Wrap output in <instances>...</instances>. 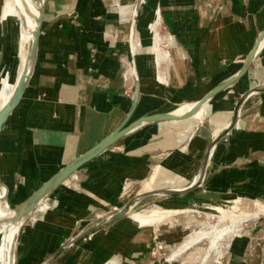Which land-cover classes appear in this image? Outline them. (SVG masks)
<instances>
[{"label":"crops","instance_id":"obj_1","mask_svg":"<svg viewBox=\"0 0 264 264\" xmlns=\"http://www.w3.org/2000/svg\"><path fill=\"white\" fill-rule=\"evenodd\" d=\"M135 4L137 0H44L32 77L0 129L1 210L5 204H25L117 129L203 99L242 69L264 34V0H145L134 18ZM155 33L161 57L157 63L152 58ZM0 42L1 88L15 34L12 46ZM130 69L138 79L133 112V97H127L123 89V73ZM258 86H264V46L242 76L194 116L144 123L85 161L50 192L42 213L25 218L20 225L17 264H45L68 239L121 210L139 191L188 187L205 162L212 138L232 120L240 97ZM254 114L264 132V92L242 104L235 126L216 143L194 188L145 197L129 212L144 200L158 197L168 199L162 201L164 210L187 209L202 197L215 203L251 197L264 205V146L258 141L246 142L237 157L213 168L224 139L231 140L235 127L254 128L249 121ZM203 150L204 157L194 169ZM228 170L240 171V188L226 174L221 181L215 178ZM250 170L263 176L254 195L245 187ZM170 177L190 182L183 187H152ZM207 181H212L210 191H199ZM153 226H138L127 214L77 239L51 264H154L149 255ZM159 235L160 242H165L160 230ZM183 236L181 232L177 238ZM238 243L231 244L227 256L231 264L246 263Z\"/></svg>","mask_w":264,"mask_h":264},{"label":"rangeland","instance_id":"obj_2","mask_svg":"<svg viewBox=\"0 0 264 264\" xmlns=\"http://www.w3.org/2000/svg\"><path fill=\"white\" fill-rule=\"evenodd\" d=\"M144 2L145 0L143 2H140V5L138 6V11L141 10V6L144 4ZM3 5H4V0H0V12L2 10ZM15 29H16L15 21L11 19H5L4 21H1L0 41L3 40L4 44H9V46H12L14 43V34L16 38ZM9 55L11 57V52L9 53ZM9 58L5 62L7 64V68L9 66V60H10ZM6 70H5V77H6ZM236 97L238 96H235V98L233 99V104L236 101ZM253 103H256V101L255 102L253 101ZM195 119H197V117ZM256 120H257L256 114H254L252 117L249 118L250 124L251 125L254 124V128H252L253 126L250 127L251 129L247 128L246 126L245 129L240 127H235L234 132L232 131L233 136L231 140L224 139L226 144L224 145L221 144L219 146L218 149L219 154H217V156L214 158L213 168L217 169V167L218 168L221 167L222 165L221 163L227 164L228 160L237 157L241 153V150L244 147V145H246V142L248 141L249 143L253 141L257 143L258 141L260 145L264 146L263 127L262 128L260 126L257 127L259 123ZM203 157H204V150L203 152H201L199 158L197 159L198 163L194 167V169L198 168L199 163L202 161ZM216 158L218 159L222 158L223 160L219 161ZM256 172L257 171L254 170V172L252 173L250 170V177H251L249 178L250 182L245 185V187H249L254 191V192H249L252 193L250 195H254L257 189H259V186L263 184V182L261 181L263 176L260 173L259 175H256ZM225 174L228 175L230 178H232V180H235L236 182L235 186L240 188V184H241L240 182L242 180L240 171L228 170L225 171V173L215 178L221 181ZM256 179L258 181H256ZM151 182L150 181L148 182V187L151 184ZM189 182L190 181L188 180V178L185 181L177 182V181H173V179H171L170 177V179L166 178L165 182L154 184V186L152 187H154L155 189L183 187L189 184ZM211 182L212 181H207L206 185L202 187V189H199V191H202L203 189H205L206 191L209 190V185H211L210 184ZM221 185H223V183H221ZM137 190L139 191L140 189ZM140 193L141 192L139 191L138 194ZM49 194H47L44 197V199L33 209V211L26 217V219L31 217L35 218L36 215L42 213L45 210L44 206L46 205V201L48 198L47 196H49ZM190 196H192V194H190ZM167 200L168 199L166 198L162 199L160 197L148 198L147 200H144L136 207H134L129 216L131 218L133 215L138 214V218H141L142 216L141 219L149 220L150 218L151 220L153 219L155 220L157 216L160 215L158 217V221L155 220L154 223L147 222L143 224V225L145 224L155 225L153 226L154 229V234L152 236L153 245L151 246L149 253V255L151 256V261L154 262V264H231L227 261V256L228 253H230L231 244H233L234 242L238 243V241L240 242V244L238 243V248L240 247V249L243 250L246 255L244 256L246 260V263L244 262V264H264V214L262 212H259V215H257L256 219L250 220L244 224L242 223L240 228L237 224L234 225L231 228V232L229 233V235L227 233H226L227 235L224 234L222 236L216 235V233L219 230H222L223 228L229 227L231 226V224H233L232 221L227 217L225 216L220 217L219 211L217 210H220V212L224 211V213H227L228 211L229 212L233 211L235 214H240L238 217L241 218V216H243L244 213L245 214L251 213V210H253L254 212L260 211L261 208H264V205L257 204L255 201H253V199H251V197H246L244 199L240 197L232 198L222 201H216V203L213 202V200L208 197H202L200 200H198L196 204L190 203V206L187 207V209L164 210L162 209L163 208L162 201L164 202ZM20 206H22L20 203L13 205L5 204L3 210L4 212H9L10 210L15 211ZM139 209H146V210L136 212V210ZM241 210L242 212L240 213ZM114 212L117 213L118 211L117 212L114 211ZM114 212L109 215H105L103 218L106 219L110 217V215L111 216L112 214L114 215L115 214ZM161 217H163V219ZM99 220L100 219H98L97 221ZM0 222L2 223L0 224V264H6L7 262L8 264H17L16 248L18 244L17 240H18L19 231L13 239V243L10 248L9 259L7 260L5 232L7 230L8 224L4 220L2 221L0 220ZM157 223L159 224L156 225ZM159 230L162 233V235L165 238H167L163 243L159 242L160 240ZM181 232L184 233L185 236L179 239L177 238V236ZM186 236L188 238L190 236L191 238L200 236L199 237L200 239L199 241L196 242L197 244L195 246L192 247L190 245L191 246L190 249H189L190 246H188L181 252L180 249H182L183 247L182 244L183 243L185 244V242L188 241L185 240ZM228 241H231L229 247L226 246ZM156 246H161V249H157ZM152 251L154 252L153 254L151 253ZM179 251H180L179 255L173 257V255Z\"/></svg>","mask_w":264,"mask_h":264},{"label":"water","instance_id":"obj_3","mask_svg":"<svg viewBox=\"0 0 264 264\" xmlns=\"http://www.w3.org/2000/svg\"><path fill=\"white\" fill-rule=\"evenodd\" d=\"M43 6H44V0L42 2L40 18L37 19L36 32L34 34L33 41L31 43L30 49H29L28 54H27V58H26L27 66L24 69L21 77L17 81L15 89H14L10 99L0 108V129H1L2 125L5 123V121L7 120V118L10 116L12 111L18 105V103H19V101H20V99H21V97H22V95L24 93V90L26 89V87L29 84V81H30V79L32 77V74H33V71H34V67H35V63H36L37 51H38V39H39V34H40L41 22H42ZM263 35L264 34H262L259 37V39L257 41V44L252 49V51L249 53V55L246 57L242 69L234 77L228 79L227 81H225L224 83L220 84L215 89H213L211 92H209L203 99H201V100L197 101L196 103H194L191 112H189V113H187L185 115H181V116L174 115V113H169V114H164V115H155V116L145 117L143 119L138 120L137 122H135L134 124L130 125L129 127H126L124 129H122V127H121L119 129H117L112 134L107 136L103 141H101L96 147H94L92 150H90L86 154H84L81 157H79L78 159H76L72 164H70L68 167L63 169L58 174H56L51 180H49L39 190H37L32 195V197H30L25 202V204H26L30 199L33 200V203L28 207V210L26 212L25 218L33 211V209L44 199V197L47 194H49L57 185L62 183L80 165H82L88 159H90V158L94 157L95 155H97L102 150L106 149L116 139H118L119 137H121L122 135L127 133L128 131H130V130L134 129L135 127H138V126H140V125H142L144 123H150V122H155V121L178 120V119H181L183 117L194 116V114L211 97H213L217 92H219L222 89H224L225 87L229 86L234 81H236L240 76H242V74L250 66V64L252 63L254 57L256 56L258 51L260 50V48H258V45H259V42H260V40H261ZM28 65H29V67H28ZM135 77H136V87H135V92H134V96H133L131 112H133L134 108L136 107L137 101H138V79H137V75L136 74H135ZM261 92H264V86H258V87L252 88L249 91L245 92L240 97V99L238 100V102H237V104L235 106L234 116H233L232 120L229 122V124L226 127H224L219 133H217L212 138V140H211V142L209 144V148H208V152H207V155H206L205 162H204L200 172L196 176V178L193 180V182L188 187H186V188H184L182 190H163V191H156V192H148L146 194H137L135 197H133L131 199V201L129 203H127V205L125 207H123L121 210H119L114 215L106 218L104 221H102L101 223L97 224L95 227L91 228L90 230H88V231H86L84 233L78 234V235L68 239V241L61 247V249L49 261H47L45 264H51L57 257H59V255L62 253V251L67 246H69L70 244L75 242L77 239H79V238H81V237H83L85 235H89V234H91V233H93V232H95V231L107 226L108 224H110V223H112V222L124 217L125 215H127L129 213V211L131 210V208L137 202H139L141 199H143L145 197H151V196L180 194V193H184V192L194 188L201 181V179L203 177V174H204V171H205V167H206V163H207L208 159L210 158L216 143L220 139H222L226 134H228V132L235 126L237 118L239 116V112H240L242 104L245 102V100H247L252 95H255V94H258V93H261Z\"/></svg>","mask_w":264,"mask_h":264},{"label":"bare ground","instance_id":"obj_4","mask_svg":"<svg viewBox=\"0 0 264 264\" xmlns=\"http://www.w3.org/2000/svg\"><path fill=\"white\" fill-rule=\"evenodd\" d=\"M42 2H43V0H4V5H3L2 10L0 12V22L4 21L5 19H11V20L15 21L16 38H15V47L13 50H11V57L9 58L10 60H9V66L6 70V77L4 78L3 85L0 88L1 89L0 108L10 99V97H11V95L15 89L17 81L19 80L24 69L27 66L26 58H27L28 51L30 49L31 43H32L33 38H34V34L36 32L37 19L40 18ZM136 14H137V12H133L134 18L136 17ZM152 42L154 43V47H153V51H152V56H153L152 58H153V61L157 63L159 61V59L161 58L160 54L158 52L159 48L157 49V46L159 45V35L157 33L154 34ZM263 46H264V38L262 39V41L258 45V48H262ZM15 53H17V56L15 55ZM28 67H29V65H28ZM134 73H136L135 70H134ZM192 108H193V104L184 105V106L180 107L179 109H177L174 112V115H177V116L182 115V114L185 115V114L191 112ZM151 181H153V177L150 179V182ZM140 194H144V193H140ZM32 203H33V200L30 199L26 204H23L17 210L9 211V212L2 211L1 206H0V220L1 221L4 220L8 224L7 230L5 232L6 259L7 260L9 259V253H10V248H11L12 243H13V239L16 236L20 225L25 220V216H26V212L28 210V207ZM258 210H260V209H258ZM217 211H219L220 217L225 216L228 219H230L233 223V224L230 223L231 226L225 227L222 230H219L216 233L217 236L218 235L222 236L226 233L229 235V233L231 232V228L234 225L237 224L240 228L242 223L244 224L250 220L256 219L257 215H259V212H262L264 214V208H261V210L258 212H256V211L254 212L253 210H251V213H246V214L244 213V215L241 216V218L238 217L240 214H235L233 211H230V212L228 211L227 213H224V211L220 212V210H217ZM241 212H242V210L240 211V213ZM128 214L130 216L131 213L129 212ZM159 216H157V218L155 219L156 221H158ZM141 218H142V216H141ZM141 218H138V214H135L130 218V220H132L138 226H142L144 223H147V222H151V223L155 222L154 219L151 220L149 217H148L149 220L148 219H141ZM161 218L163 219V217H161ZM220 219H222V218H220ZM199 237L191 238V236H190L187 239L188 241H186L185 244H182L183 247H182V249H180V251L182 252V250H184L186 247H188L190 245L191 246L196 245L197 244L196 242L199 241V239H200ZM159 242H160V240H159ZM230 242L231 241H228L226 246L229 247ZM180 251L175 253L173 255V257L179 255ZM6 264H8V262Z\"/></svg>","mask_w":264,"mask_h":264},{"label":"built area","instance_id":"obj_5","mask_svg":"<svg viewBox=\"0 0 264 264\" xmlns=\"http://www.w3.org/2000/svg\"><path fill=\"white\" fill-rule=\"evenodd\" d=\"M144 0H137V4L134 6V11L133 12H138L137 7L140 5V2H143ZM117 5V4H116ZM130 43V41H129ZM136 85V77L134 74V70H128L123 73V89H124V94L127 97H133L134 96V87ZM157 249H161V246H156ZM152 254L154 253L153 251L151 252Z\"/></svg>","mask_w":264,"mask_h":264}]
</instances>
